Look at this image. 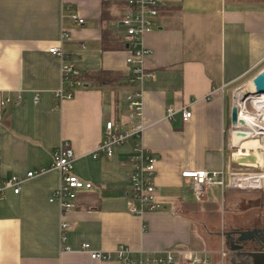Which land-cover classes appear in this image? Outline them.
I'll use <instances>...</instances> for the list:
<instances>
[{
  "label": "crops",
  "instance_id": "1",
  "mask_svg": "<svg viewBox=\"0 0 264 264\" xmlns=\"http://www.w3.org/2000/svg\"><path fill=\"white\" fill-rule=\"evenodd\" d=\"M159 1L153 28L143 37L150 76L138 86L128 83L124 0H0V99H9L0 108L1 173L25 179L46 170L25 179L17 194L9 189L0 196V264H97L80 250L84 243L103 252L123 245L133 261L170 253L172 264H189L186 254L193 252L221 264L222 257L236 260L224 233L264 220L260 204L236 195L247 190L217 187L224 189L221 208L208 190L198 200L181 177L184 171L233 173L229 93L264 69V0ZM74 12L83 18L81 26L69 18ZM51 47L61 48L65 62L82 75L105 72L115 82L62 85V60L48 53ZM136 88L145 126L141 144L157 157L160 204L142 217L127 212L134 140L115 147L110 157L93 155L105 142L106 122L130 129L126 96ZM59 89L72 97L61 101ZM185 105L190 119L183 121L180 112L166 119V109ZM63 142L75 156L73 173L92 185L78 191L76 207L66 215L70 251L60 243L59 205L48 201L60 182L48 168Z\"/></svg>",
  "mask_w": 264,
  "mask_h": 264
},
{
  "label": "built area",
  "instance_id": "2",
  "mask_svg": "<svg viewBox=\"0 0 264 264\" xmlns=\"http://www.w3.org/2000/svg\"><path fill=\"white\" fill-rule=\"evenodd\" d=\"M126 4V12L121 19V24L125 27V35L123 41L126 45L127 57L125 62L128 68L129 84L140 85L150 75L146 73L144 61L145 57L149 54V51L143 44V37L145 34L152 30V19L158 14V7L160 5L159 0H124ZM69 18L76 26H81L84 23L83 18L77 13H70ZM70 35L67 31H63L62 38L68 39ZM48 53L52 56L60 58L62 60L60 73L62 79V85L76 86L81 85L82 81L79 79L81 73L78 69L74 68L64 60V52L61 48L51 47L48 49ZM237 89L233 97L235 102V96ZM56 96L62 101L70 99L72 94L65 92L63 89H59L56 92ZM36 100V98H35ZM128 110L130 112L129 117L131 120L130 129L126 131H119L112 122H106L104 127V139L105 142L100 145L95 153L96 157L98 152H104L108 157L113 153L115 147L121 146L129 139H133L131 155L128 160L130 166V181L129 189L126 192V198L128 200L127 212L130 215L142 217L145 213L153 212L159 209L160 204L156 195V162L157 157L150 154L144 149L141 144V137L145 126L142 121L143 106H142V94L138 88L132 90L126 96ZM9 103V99H0V108ZM190 105V104H189ZM189 105H185L178 111L173 108L166 109V119H171L176 112L181 113L183 121H187L191 117L189 111ZM238 105V104H237ZM239 109V106H238ZM261 120V119H259ZM258 120V121H259ZM263 128V127H262ZM238 130L244 131V127L236 126L230 127V132ZM264 131H261L264 137ZM75 156L67 142H63L54 151L52 162L49 165V171H56L60 175L59 186L53 191L49 197V203H58L61 214L60 223V243L63 251H70V247L66 245L67 231L70 228L69 222H67L66 215L76 207L77 193L82 189H91L92 185L89 182L83 181L73 173V163ZM46 170H38L35 172H29L26 174L25 179H29L33 176L42 174ZM255 174H247L237 176V173H232L229 178L226 173L221 171H184L181 172V177L190 181L192 191L195 197L199 200L206 194V190L209 186H221L226 185V180H229V187L237 188L241 190H258L264 191L263 181L257 185L252 183L240 184L236 180L239 178H246ZM23 178L16 175L10 177H3L1 173V161H0V196L7 190H12L14 194L20 191L21 184L24 182ZM80 250L86 252L90 260L97 264H109L112 259H118L124 264H172L173 257L170 253H159L155 256L147 257L145 259H139L133 261L130 258V250L119 245L113 252L93 251L90 249L89 244L84 243L80 246ZM224 256V252H221ZM189 264H208L209 260L206 255H197L193 252L186 254Z\"/></svg>",
  "mask_w": 264,
  "mask_h": 264
},
{
  "label": "bare ground",
  "instance_id": "3",
  "mask_svg": "<svg viewBox=\"0 0 264 264\" xmlns=\"http://www.w3.org/2000/svg\"><path fill=\"white\" fill-rule=\"evenodd\" d=\"M252 90L253 87L250 82L249 85L245 86L242 93L238 92L237 95L235 96V102L239 106L238 118L243 122L242 127H244V131L248 136L242 139H235L232 146L235 145L238 148H244L246 150V152L243 153L237 152L233 155V161L236 164L240 165L239 163H246L251 165H257L253 167V168H257V167H261V165H263L264 167V155L260 156L258 153H254V152L250 153L249 149H257V150L262 149L264 151V144L263 146H259V144L257 143V141L259 142L258 137L260 135L263 136L261 134V131H264V94H262L259 97L249 98V100L253 99V102H251V104H253L254 107L252 108L254 110H257L256 112L259 114H253L245 110V108H243V104L245 103H242L239 100L244 93L246 92L251 93ZM262 139H264V137ZM257 175L250 176L251 179L253 180H250L249 182L254 185H257L262 181L264 183V173H261L257 178H255L254 176Z\"/></svg>",
  "mask_w": 264,
  "mask_h": 264
},
{
  "label": "water",
  "instance_id": "4",
  "mask_svg": "<svg viewBox=\"0 0 264 264\" xmlns=\"http://www.w3.org/2000/svg\"><path fill=\"white\" fill-rule=\"evenodd\" d=\"M251 84L253 90L251 93H244L239 99L240 102L245 103L250 97H259L264 94V69H262L258 74H256L253 78H251ZM238 105L236 102H233L229 108V122L231 128H235L236 126L243 125V122L238 118ZM248 135L246 132H241L238 130H234L230 132V143L233 144L235 139L246 138ZM232 148H235L232 146ZM232 163H234L232 161ZM236 164V163H235ZM262 231L257 230H245V231H235L230 233H224V243L225 247L230 253L240 252L243 257L247 259L250 264H264V250L263 251H244V242L248 240H252L254 237L259 239L260 234L264 236V227L261 229ZM260 233V234H259ZM234 236H239L237 239ZM236 239V240H235ZM264 245V239L259 240Z\"/></svg>",
  "mask_w": 264,
  "mask_h": 264
},
{
  "label": "rangeland",
  "instance_id": "5",
  "mask_svg": "<svg viewBox=\"0 0 264 264\" xmlns=\"http://www.w3.org/2000/svg\"><path fill=\"white\" fill-rule=\"evenodd\" d=\"M258 73L259 72L257 71V74ZM254 74L251 75L250 77H248L247 79H245V81L241 85H239V86H242V90L238 91V92H241V93L243 92V89L245 88V86H247V83L249 81H251V78H253L256 75V74L255 75ZM229 97L232 98V95H230V93H229ZM251 100L248 99L247 102H245V104H243V108H245V110H247L250 113L259 114V113L256 112L257 110H254L252 108V107H254L253 104H251V102H253V99H251ZM258 140H259V142L257 141V143L259 144V146H263V144H264L263 140L264 139H262L261 137H258ZM228 141H229V150L227 151V156H228V153H229V157H230V154H232V156H233V154L237 153V152H241V153L246 152V150L244 148H238L235 145H233L235 148H232V143H230V132L228 134ZM249 152L250 153H253V152L254 153H258L260 156L264 155V154H262V153H264V151L262 149H258V150L257 149H249ZM232 160H233V158H232ZM232 164H234V166L230 167V172L237 173V176H241V175H244V174L247 175L249 173L250 174H255V175H257V174L260 175L261 173H264L263 165H261V167L253 168V167H249V166L240 167V166H238V164H235V162L232 163ZM259 175L254 176V177L257 178ZM229 183L230 182L227 179L226 180V185H229ZM217 187H221V186H218V185H216V187L215 186H209L208 189H207L208 190L207 194L209 195V199L210 200H215L213 202H216L218 207L223 208L222 191L224 189H222V191H221L220 188H217ZM230 188H232V187H230ZM236 195H239V197H241V196L244 197V200H246V201H248V202H250L252 204H253L252 201H254L255 203L260 204L261 210L262 211L264 210V191L263 190H261V189H258V190H247V191H244V192H239L238 191ZM253 206H255V205H253ZM262 226H264V220L262 222H259L258 225H256V227H262ZM232 261H229L228 257H222L221 258V264H250V262H247V261H239V260H232Z\"/></svg>",
  "mask_w": 264,
  "mask_h": 264
},
{
  "label": "flooded vegetation",
  "instance_id": "6",
  "mask_svg": "<svg viewBox=\"0 0 264 264\" xmlns=\"http://www.w3.org/2000/svg\"><path fill=\"white\" fill-rule=\"evenodd\" d=\"M264 226L262 227H251L250 229H245V230H257V231H262L261 229L263 228ZM245 230H240V231H245ZM260 234V233H259ZM239 236H234V238H238ZM260 238L257 239L256 237H254L252 240H248V241H245L243 244H244V251H263L264 250V245L259 241V240H262L264 239V236L262 235V233L260 234L259 236ZM235 239V240H236ZM247 247V248H246ZM240 252H234V253H231L234 255V258L236 260H239V261H247V259L245 257H243L241 254H239ZM248 262V261H247Z\"/></svg>",
  "mask_w": 264,
  "mask_h": 264
},
{
  "label": "trees",
  "instance_id": "7",
  "mask_svg": "<svg viewBox=\"0 0 264 264\" xmlns=\"http://www.w3.org/2000/svg\"><path fill=\"white\" fill-rule=\"evenodd\" d=\"M111 77L112 75L109 73L99 72L92 76H86L81 74L79 79H81L85 85L93 84L94 86L101 87L106 85H112L116 79L113 80Z\"/></svg>",
  "mask_w": 264,
  "mask_h": 264
}]
</instances>
